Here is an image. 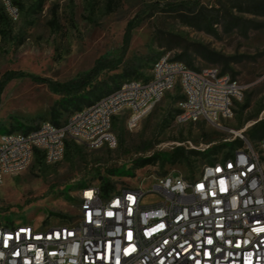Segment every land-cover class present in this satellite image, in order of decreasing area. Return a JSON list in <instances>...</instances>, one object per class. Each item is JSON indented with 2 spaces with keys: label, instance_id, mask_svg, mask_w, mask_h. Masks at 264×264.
Listing matches in <instances>:
<instances>
[{
  "label": "built area",
  "instance_id": "built-area-1",
  "mask_svg": "<svg viewBox=\"0 0 264 264\" xmlns=\"http://www.w3.org/2000/svg\"><path fill=\"white\" fill-rule=\"evenodd\" d=\"M0 6L11 20L20 17L14 0ZM177 86L183 95L178 122L220 127L246 89L216 66L194 69L160 56L149 79L124 80L60 125L43 121L27 132L0 134V185L26 170L37 152L46 164L58 162L70 139L115 148L117 115L125 113L133 128ZM236 138L242 145L194 177L169 172L148 190L121 186L108 193L99 182H86L72 220H0V264H264V138L252 142L245 129L228 141ZM148 195L156 199L145 203Z\"/></svg>",
  "mask_w": 264,
  "mask_h": 264
},
{
  "label": "rangeland",
  "instance_id": "rangeland-1",
  "mask_svg": "<svg viewBox=\"0 0 264 264\" xmlns=\"http://www.w3.org/2000/svg\"><path fill=\"white\" fill-rule=\"evenodd\" d=\"M18 1L20 17L0 23V87L7 73L24 75L3 86L0 134L14 126L24 130L19 124L36 127L51 121V108L61 97L50 89L47 80L66 82L89 71L100 57H119L127 26L139 15L141 22L130 32L119 68L100 78L120 74L118 84L129 78L147 80L153 62L160 56L174 58L182 46H205L220 53L221 60L208 62L193 52L191 68L216 66L223 72L228 65L227 73L246 89L234 102L233 117L221 120L222 127L203 120L178 122L176 110L182 93L177 86L133 128L127 126L126 114L119 113L113 127L118 138L115 148H89L70 139L71 149L58 162L41 164L34 160L26 170L5 178L0 185V220H29L43 225L72 220L79 206L77 190L83 182L101 183L105 178L116 189L141 186L148 190L155 177L169 172L194 177L205 164L231 151L227 145L218 154L194 157L192 164L171 163L170 153L177 146L207 152L212 146L228 143L241 129L252 142L259 138L251 139V132L264 136V28L257 27L243 36L237 30L226 33L216 25L217 33L209 34L161 11L168 3L199 1L211 7L216 0H45L42 9L36 0ZM169 46L178 48L170 50ZM124 70L133 75L122 76ZM114 84L108 82L109 86ZM69 116L64 112L61 123ZM151 155L157 157L156 163L135 167L134 160ZM112 169L116 170L114 175L109 174ZM155 199L148 195L144 202Z\"/></svg>",
  "mask_w": 264,
  "mask_h": 264
},
{
  "label": "trees",
  "instance_id": "trees-1",
  "mask_svg": "<svg viewBox=\"0 0 264 264\" xmlns=\"http://www.w3.org/2000/svg\"><path fill=\"white\" fill-rule=\"evenodd\" d=\"M14 2L18 6L20 5L18 0H14ZM36 2L37 7L42 9L45 0H36ZM55 8L56 7L53 8L54 15ZM161 11L173 15L187 26L205 31L209 34L217 33L216 25H221L223 27V31L226 33L237 30L243 36H247L251 30L256 29L257 27L264 28V21L258 20L264 18V0H216L215 5L211 7L204 5L199 1H182L178 3L165 4ZM246 15L250 17H247ZM139 17L129 22L127 26L125 45L119 57H100L89 71L79 74L77 77L66 82L47 80L50 89L61 97V100L51 108V121L54 124H62L60 118L63 116L64 112H69L71 115L74 111L80 110L110 93L121 84H118L119 80H117V78L121 77L120 74L110 75L105 79L100 78V76L119 68L125 56L130 32L141 22ZM8 20H10V18H8L4 9L0 6V23L5 24ZM174 48L178 47L169 46L170 50ZM181 50L182 51L172 59L182 61L190 67H194V59L192 58L193 52H196L199 57L208 62H219V60H221L218 58L221 57L220 53L212 51L205 46H201L199 49H191L190 47L182 46ZM228 69L229 67L226 65L223 72L227 73ZM122 73V76L133 75V72L126 73L125 70ZM19 75L24 74H18V72L7 73L1 81V84L4 86L7 81ZM108 82H114V87L109 86ZM3 86L0 87V95L2 93ZM182 99L183 95L180 97L179 102ZM178 111L179 109L176 110V114ZM19 125L24 129L23 131L26 132L37 127L24 126L22 124ZM17 129L18 128L14 126L6 132L15 131ZM261 130V135H264V127H262ZM249 137L251 139L264 138V136H260L256 132H251ZM228 143H221L212 146L207 152H204L205 150L202 152L197 149H188L187 146H177L170 153V161L171 163L184 161L188 164H192L194 161L193 158L199 155H215L223 150L227 145H230L231 149L235 146L242 145V141L237 138L229 141ZM72 145L73 143L70 140L67 141L65 152L70 150ZM228 154L229 152H227L225 156ZM35 161L37 163L45 164L43 156L40 152L36 153ZM134 161L135 167L139 168L156 163L157 157L152 155L144 156ZM115 173L116 170H109L110 175H114ZM85 183L86 182L79 184V188H81ZM100 184L104 193H108L109 191L115 189V184L110 182L108 179L102 178Z\"/></svg>",
  "mask_w": 264,
  "mask_h": 264
}]
</instances>
